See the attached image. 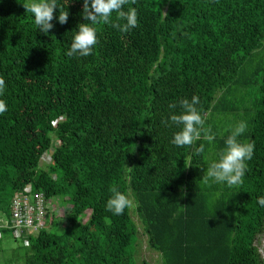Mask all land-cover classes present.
<instances>
[{
	"label": "trees",
	"instance_id": "obj_1",
	"mask_svg": "<svg viewBox=\"0 0 264 264\" xmlns=\"http://www.w3.org/2000/svg\"><path fill=\"white\" fill-rule=\"evenodd\" d=\"M27 2L0 0V253L7 238L21 243L5 264H136L129 208L106 210L113 186L132 195L162 264H264V0H136L125 10L136 8L139 26H95L99 43L87 57L66 55L88 23L83 0H58L68 22L57 9L48 34ZM193 95L216 138L176 147L180 129L161 121ZM242 120L239 140L255 145L243 184H204ZM27 185L47 203L72 204L54 227L48 213L24 243L10 215Z\"/></svg>",
	"mask_w": 264,
	"mask_h": 264
},
{
	"label": "clouds",
	"instance_id": "obj_2",
	"mask_svg": "<svg viewBox=\"0 0 264 264\" xmlns=\"http://www.w3.org/2000/svg\"><path fill=\"white\" fill-rule=\"evenodd\" d=\"M135 4L136 0H83L81 16L88 23L78 25L70 48L66 55L69 57H87L93 54L94 48L98 45L97 25H110L122 33H128L139 26L138 12L135 7L125 6ZM26 13H31L34 19L36 30L48 34L54 28L52 21L57 19L56 10H59L58 22L63 25L68 22L69 12L66 6L59 4L58 0H30L22 3ZM113 13L115 18L113 19ZM6 90L5 79L0 76V97ZM200 104L198 96L193 95L191 100L184 98L178 103H171L169 108L181 110L179 114L175 111L162 124L166 127H177L180 130L173 134L171 143L176 147L191 148L203 137L212 143L216 135L211 127L205 128V118L197 105ZM7 111V104L0 99V115ZM247 122L240 121L231 129V134L225 139V147L218 154V159L213 161L204 172L202 182L226 184L227 187H240L244 182L247 171V161L254 155L255 145L251 142H241L239 137L247 131ZM197 153L203 151V145L196 148ZM112 195L107 201L106 210L113 215H122L125 209L132 204L131 199L116 186L110 189ZM257 203L264 206V197H259Z\"/></svg>",
	"mask_w": 264,
	"mask_h": 264
},
{
	"label": "built area",
	"instance_id": "obj_3",
	"mask_svg": "<svg viewBox=\"0 0 264 264\" xmlns=\"http://www.w3.org/2000/svg\"><path fill=\"white\" fill-rule=\"evenodd\" d=\"M53 149L42 158L41 164L50 163ZM48 203L43 194H32L31 186L27 185L22 192L14 195L11 206L13 235L18 239H26L29 234H36L47 227Z\"/></svg>",
	"mask_w": 264,
	"mask_h": 264
},
{
	"label": "rangeland",
	"instance_id": "obj_4",
	"mask_svg": "<svg viewBox=\"0 0 264 264\" xmlns=\"http://www.w3.org/2000/svg\"><path fill=\"white\" fill-rule=\"evenodd\" d=\"M44 167H45V163L41 164V168ZM128 197L132 201V204L129 207V211L133 223L137 230L136 242L134 245V259L136 264H162V258L160 254L148 248L147 237L145 235L143 226L136 214L135 203L133 201L132 195L129 194ZM71 204L72 203L69 198H67L65 202H61V200H55V199L48 202L49 207H47V210L49 213V220L51 222L50 227H54V225H56L61 219L64 218V214L71 206ZM87 218L88 216H85L83 218V221H86ZM2 247H3V252L0 253V264H5V260L13 257L12 255L13 250L20 248L21 243H19V241L16 242L11 238H7L3 240ZM12 264H21V263L15 261Z\"/></svg>",
	"mask_w": 264,
	"mask_h": 264
},
{
	"label": "bare ground",
	"instance_id": "obj_5",
	"mask_svg": "<svg viewBox=\"0 0 264 264\" xmlns=\"http://www.w3.org/2000/svg\"><path fill=\"white\" fill-rule=\"evenodd\" d=\"M163 204V203H162ZM145 205V204H144ZM49 207V206H48ZM242 219V218H241ZM42 230H44V229H42ZM41 231V230H40ZM37 234V233H36ZM30 235H34V234H29V235H27L26 236V239H22V241L25 243L27 240H28V238H29V236ZM153 244V243H152Z\"/></svg>",
	"mask_w": 264,
	"mask_h": 264
},
{
	"label": "water",
	"instance_id": "obj_6",
	"mask_svg": "<svg viewBox=\"0 0 264 264\" xmlns=\"http://www.w3.org/2000/svg\"><path fill=\"white\" fill-rule=\"evenodd\" d=\"M262 255H263V258H264V239H263V242H262Z\"/></svg>",
	"mask_w": 264,
	"mask_h": 264
}]
</instances>
